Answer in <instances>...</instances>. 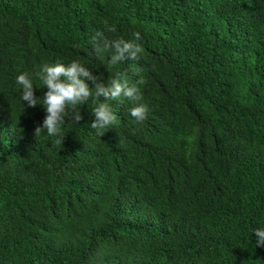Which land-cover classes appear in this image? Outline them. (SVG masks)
Here are the masks:
<instances>
[{"label": "trees", "instance_id": "trees-1", "mask_svg": "<svg viewBox=\"0 0 264 264\" xmlns=\"http://www.w3.org/2000/svg\"><path fill=\"white\" fill-rule=\"evenodd\" d=\"M98 32L143 51L110 72ZM73 60L104 83L139 71L146 119L101 97L116 115L102 136L89 102L35 137L46 110L16 77L42 98V66ZM257 228L264 0H0V264H264Z\"/></svg>", "mask_w": 264, "mask_h": 264}, {"label": "clouds", "instance_id": "clouds-1", "mask_svg": "<svg viewBox=\"0 0 264 264\" xmlns=\"http://www.w3.org/2000/svg\"><path fill=\"white\" fill-rule=\"evenodd\" d=\"M104 30L115 32V26L104 22ZM135 40L141 39V33H133ZM93 48L96 55L103 59L108 54L107 66L111 68L125 60H136L138 54L142 53V47L133 41L124 39H109L104 32H98L93 37ZM110 57V59H109ZM47 91L42 98L35 95V87L32 79L27 73H21L16 77V84L21 90V99L29 107H36L42 104L46 110V116L42 125L34 129L35 137H38L42 130H46L49 137L61 134V127L66 115L71 113L70 118L75 123H80L83 119L78 106L91 102L96 105L91 109L95 117L91 127L96 129L102 136L106 129L116 122V115L112 112L108 103L100 102L101 97L106 100L131 102L134 106L128 109V114L133 118L134 123H142L147 116L148 108L145 104L139 103L142 100L140 88L137 85L146 83L139 71L136 75L139 79L135 84L130 85L125 73L117 72L111 76L107 83L98 80L93 74L79 61L73 60L68 64L57 62L55 64H44L37 73ZM91 81L94 87H90ZM256 247H264V228L254 230Z\"/></svg>", "mask_w": 264, "mask_h": 264}]
</instances>
